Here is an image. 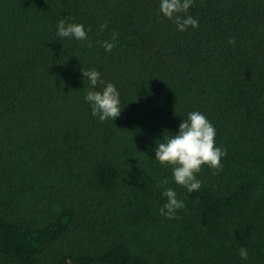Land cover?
<instances>
[{"label":"trees","instance_id":"obj_1","mask_svg":"<svg viewBox=\"0 0 264 264\" xmlns=\"http://www.w3.org/2000/svg\"><path fill=\"white\" fill-rule=\"evenodd\" d=\"M188 14L179 31L159 0H0V264H264V0ZM83 67L115 84L116 122L91 115ZM194 110L227 154L189 193L153 149Z\"/></svg>","mask_w":264,"mask_h":264},{"label":"clouds","instance_id":"obj_2","mask_svg":"<svg viewBox=\"0 0 264 264\" xmlns=\"http://www.w3.org/2000/svg\"><path fill=\"white\" fill-rule=\"evenodd\" d=\"M193 3L194 0H159V12L171 19L179 31H185L189 26L193 28L199 26V20L188 14ZM106 28L107 23L99 26L100 31ZM56 32L61 38L87 41L88 46L92 47L93 42L89 40L88 30L82 23L61 19L57 23ZM229 42L235 43L234 38ZM102 46L106 52H111L115 44L113 41L104 40ZM81 72L84 84L87 82L84 100L90 105L91 115L101 122L108 120L116 122L123 107L115 84L104 80L97 69L83 67ZM98 85L101 87L98 88ZM170 133L171 135H166L164 132L162 138L156 140L153 160L161 165H171L172 180L182 185L189 193L198 191L202 186V180L197 177L201 167L206 164L211 168L220 169L221 160L227 154L226 149L216 144L215 126L205 114L194 110L188 112L181 120L178 131ZM168 183L167 178L159 182V187L162 188L161 195L166 198L165 203L159 208V214L171 219L177 215L179 209L185 207V204L178 198L174 188L166 187ZM238 253L243 260L249 258L248 249L243 245L239 247Z\"/></svg>","mask_w":264,"mask_h":264}]
</instances>
